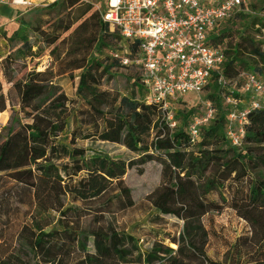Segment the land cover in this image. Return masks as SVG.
<instances>
[{
    "label": "trees",
    "instance_id": "obj_1",
    "mask_svg": "<svg viewBox=\"0 0 264 264\" xmlns=\"http://www.w3.org/2000/svg\"><path fill=\"white\" fill-rule=\"evenodd\" d=\"M256 1L210 31V43L225 53V61L203 89L213 113L198 125L195 142L188 133L196 120L192 110L172 116L171 127L161 107L146 101L148 89L140 74H128L129 94L101 88L112 66L130 67L110 55L119 49V38L92 4L54 0L46 5V16L52 13L55 20L48 23L49 34L38 33L52 46L56 71L33 69L18 80L9 55L0 63L22 115L14 114L0 132V264H241L234 255L216 261L205 253L208 232L202 219L224 207L250 228V236L238 239L232 253L241 256L245 249L250 262L264 264V109L248 115L241 146H232L225 130L233 107L225 97L248 103L240 74L264 77V7L256 9ZM243 20L248 22L231 27ZM249 28L252 33L246 34ZM20 37L19 49L26 57L31 44ZM104 49L103 58L92 55ZM75 70L77 97L70 99L55 79ZM220 76L226 85L219 83ZM6 107L0 80V112ZM88 140L124 146L137 158L89 152L79 144ZM152 161L161 170L159 185L145 197L156 211L148 221L155 224L171 216L182 223L177 235L160 239L152 237L157 232L150 228L141 235V226L129 230L115 221L117 213L135 205L124 182L127 169L136 167L141 173ZM12 216L23 217L14 235L7 233ZM241 241L244 247H239Z\"/></svg>",
    "mask_w": 264,
    "mask_h": 264
},
{
    "label": "built area",
    "instance_id": "obj_2",
    "mask_svg": "<svg viewBox=\"0 0 264 264\" xmlns=\"http://www.w3.org/2000/svg\"><path fill=\"white\" fill-rule=\"evenodd\" d=\"M256 0H107L99 12L111 32L119 38V49L110 52L125 67L136 68L148 89L147 102L158 104L171 127V101L186 94H199L213 72L225 61V53L211 45L210 31L218 21L242 11ZM31 5L27 0H0L1 4ZM264 40V39H263ZM264 52V41L261 45ZM242 92L246 100L225 97L233 107L227 113L226 136L229 143H243L248 115L264 109V77L243 72ZM219 83L226 85L223 76ZM238 104H243L238 106ZM210 106L209 103H207ZM205 116L188 126L190 141L199 136L198 125Z\"/></svg>",
    "mask_w": 264,
    "mask_h": 264
},
{
    "label": "rangeland",
    "instance_id": "obj_3",
    "mask_svg": "<svg viewBox=\"0 0 264 264\" xmlns=\"http://www.w3.org/2000/svg\"><path fill=\"white\" fill-rule=\"evenodd\" d=\"M54 0H44L41 5H38L30 11V15L21 17L22 25L19 27V35L12 36V29L9 24L1 20L0 18V63L1 60L9 55L12 59V67L16 79H23L30 71L35 69L36 71H42L46 67H50L53 71H56L57 66H55L54 58L52 57L50 50L52 46H47L43 42V37L39 34V30L49 34L51 28L48 23L53 22L55 17L54 14H48L46 16V5ZM92 4L93 10L99 15L105 7V2L107 0H85ZM44 4V5H43ZM264 7V0H257L255 3V8L260 9ZM254 14V13H253ZM5 15H10L5 13ZM19 19V18H18ZM47 22V23H45ZM248 20L239 21L237 25L231 26L232 28H237L240 25L243 26ZM251 28L246 30V34H251ZM20 35H25L27 40L31 44V52L28 56L24 57L21 50L22 39ZM105 49L102 52H92L93 56H98L103 58L105 55ZM96 54V55H95ZM110 61H108L109 63ZM133 73L139 76V70L136 68L122 69L121 67L114 65L110 68V75H105L101 81V88L111 92H118L119 94H129L130 91V81H128V74ZM78 74L79 70L72 72H67L60 75L55 79V83L60 87V89L70 98H76V89L78 85ZM0 80L2 81V92L6 96L7 107L4 111L0 112V132L4 126L7 125L8 121L17 114L19 111L18 97L15 90L11 88V84L6 83L3 79L2 71L0 69ZM242 82L239 79L238 82ZM142 93H138L137 97H142ZM207 91H203L199 94H186L180 96L177 99L171 101L169 111L170 115L174 116L177 112L183 111L187 112L192 110L191 118L200 120L205 116L208 108L211 106L207 105L205 99ZM75 106L71 107L74 110ZM212 108V107H211ZM5 112V113H3ZM213 113V111H212ZM15 116H22L18 113ZM80 145L88 149L89 152L99 153L106 155L113 159H124L126 161L137 158V154L129 151L124 146L118 144H112L109 142H103L98 140H88L80 142ZM160 170L161 166L158 162L152 161L144 164L142 166V172L138 171V168H129L124 176L125 184L131 189L132 198L135 201V205L128 208L124 212H119L115 215L116 224L119 227H127L129 230L137 229L141 226L143 229L141 235H145L144 228H150L156 234L152 235L153 238L165 237L167 234L177 235L181 231L182 223L178 222L177 219L171 216H164L160 221L155 224H151L148 218L155 214V210L150 207L145 197L151 191H153L160 183ZM57 216L56 214H54ZM203 225L208 232L207 244L205 246V253L216 261H224L226 258H232L234 255L236 258L241 259V264H254L249 261L248 256L244 253L249 251H244L242 249L241 256L238 252L234 254L231 249L236 241L244 236H250V228L248 224L236 215L229 207H224L222 211L216 212L212 211L206 214L202 219ZM23 223L22 216H12L10 222V228L7 233L14 235L18 228ZM150 235V234H149ZM144 242L149 238L142 236ZM164 244L176 248L175 245L170 244L168 240L164 241ZM242 246V241L241 245Z\"/></svg>",
    "mask_w": 264,
    "mask_h": 264
},
{
    "label": "crops",
    "instance_id": "obj_4",
    "mask_svg": "<svg viewBox=\"0 0 264 264\" xmlns=\"http://www.w3.org/2000/svg\"><path fill=\"white\" fill-rule=\"evenodd\" d=\"M27 1H30L31 5L29 6L13 5L11 3L0 5V18L1 20H4L9 24V27L12 29L13 33L14 31L18 30L19 27L22 25L21 17L30 15L29 12L35 9V7H37L38 5H41L40 3L43 2L44 0H27ZM5 13H8L10 15H5Z\"/></svg>",
    "mask_w": 264,
    "mask_h": 264
}]
</instances>
